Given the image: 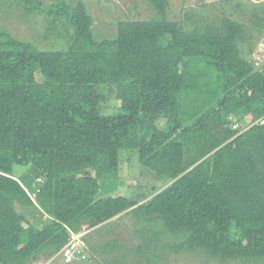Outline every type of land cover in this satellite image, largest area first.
<instances>
[{"label":"trees","instance_id":"obj_1","mask_svg":"<svg viewBox=\"0 0 264 264\" xmlns=\"http://www.w3.org/2000/svg\"><path fill=\"white\" fill-rule=\"evenodd\" d=\"M17 1L44 15L57 47L0 26V264L53 255L69 229H103L126 211L150 238L137 248L143 264L198 250L264 261V74L250 59L264 2L247 27L225 15L188 25L193 13L173 20L167 0H148L157 17L96 38L83 0ZM124 157L130 168L137 159L131 196L116 192ZM122 249L108 241L103 254L117 256L103 264H126Z\"/></svg>","mask_w":264,"mask_h":264},{"label":"rangeland","instance_id":"obj_2","mask_svg":"<svg viewBox=\"0 0 264 264\" xmlns=\"http://www.w3.org/2000/svg\"><path fill=\"white\" fill-rule=\"evenodd\" d=\"M65 1L74 6L78 0ZM44 2L51 3L52 0H44ZM83 2L87 6L88 13L93 17L92 29L96 38H113L116 36L117 23L120 20L147 21L158 16L148 0H83ZM167 2V12L170 19L183 20L187 12L193 13V19L188 25L198 22L217 24L220 22V18L225 15L234 20L241 21L249 27V19L252 17L254 9L261 5L264 0H167ZM0 26L7 28L16 38L31 41L43 49L50 45L55 48L57 47L56 35L47 36V24L44 15L39 12L28 13L24 9V3H20L17 0H0ZM253 35H256V33L253 32ZM252 54L250 56L251 60L254 57ZM118 105L119 102L112 100L108 102L106 107L108 111H114ZM159 123L162 125L163 120ZM136 164L137 159L134 157L131 160V168L133 170H136ZM131 168L126 157H124L121 165V176L125 180L123 184L117 182V194L131 196L133 190L136 188L137 181ZM28 171L29 169L26 166H16L14 173L20 176L24 173L27 174ZM110 189L111 187L104 186V193ZM18 209L26 215L29 222L38 227L43 225L47 217L32 208L18 206ZM108 222L109 226L103 229L98 227L91 228L88 225H83L80 232H74L69 229L70 238L75 235L76 238L78 237L87 246L89 251L86 252L85 259L71 263L64 261L62 250L69 242L68 240L59 252L48 257L41 254L37 260L28 264H103L104 259L112 261V257L117 256V253L111 255L103 254V246L110 240H117L123 245L122 253L123 251L125 252V249L126 251L128 250L126 264H143L144 262L138 255L137 248L140 245L147 248L148 244L144 241L150 238L146 232L136 233L141 228L140 223H137L135 217L127 211L116 215ZM173 239V236L163 238L164 241ZM90 246L94 247L96 252L91 251ZM89 256L90 258H87ZM153 264L222 263L205 256L198 250L196 252L181 253L167 252L164 254L163 260ZM228 264L246 263L237 261ZM254 264H264V261Z\"/></svg>","mask_w":264,"mask_h":264},{"label":"built area","instance_id":"obj_3","mask_svg":"<svg viewBox=\"0 0 264 264\" xmlns=\"http://www.w3.org/2000/svg\"><path fill=\"white\" fill-rule=\"evenodd\" d=\"M252 55L254 56L251 60L253 67L264 74V34L259 38ZM234 128H237V125ZM87 251H89L87 246L73 235L62 250V256L65 262L71 263L85 259Z\"/></svg>","mask_w":264,"mask_h":264}]
</instances>
